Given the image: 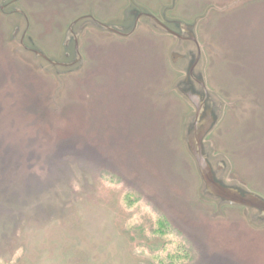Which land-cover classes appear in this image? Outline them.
<instances>
[{
    "label": "rangeland",
    "instance_id": "rangeland-1",
    "mask_svg": "<svg viewBox=\"0 0 264 264\" xmlns=\"http://www.w3.org/2000/svg\"><path fill=\"white\" fill-rule=\"evenodd\" d=\"M129 1L0 3V264H264V225L202 195L185 143L194 108L181 91L196 45L125 14L140 6L194 26L195 75L223 108L209 158L228 161L227 183L264 196V0H176L165 11L171 0ZM90 12L133 31L81 22L82 62L68 75H51L20 45L33 36L73 62L63 39ZM172 52L187 57L172 63Z\"/></svg>",
    "mask_w": 264,
    "mask_h": 264
},
{
    "label": "water",
    "instance_id": "water-1",
    "mask_svg": "<svg viewBox=\"0 0 264 264\" xmlns=\"http://www.w3.org/2000/svg\"><path fill=\"white\" fill-rule=\"evenodd\" d=\"M21 0H0V3H5V5L11 4V2L18 3ZM135 0L129 1V6L135 5ZM13 3V4H14ZM3 6V4H1ZM128 5V3H127ZM128 6V7H129ZM176 6V0H171V3L165 6L163 9L172 8ZM1 7V6H0ZM15 7V6H14ZM21 7V6H20ZM17 6V14L24 19L25 22V33L30 28V20L28 18V13L24 8ZM143 7V6H142ZM140 6L136 9L130 7V11L125 12L130 19L134 17V26L141 17L150 18L156 26V28L164 31L165 34L176 37L179 41L189 40L196 45V52L190 54L189 70L186 76V82L190 83L186 86L181 94L191 103L194 108V114L192 115L191 122L188 124V129L186 128L185 143L187 149L194 159L199 173L203 181V196L209 197L211 199H217L220 206L231 205L235 207L247 208L253 211L252 218L250 220L258 225H264V196L254 191H251L245 185L239 182L227 183L223 177L220 175L223 168L226 167L225 161L227 163V170L229 169V164L227 160H222L221 163L215 165L209 158V153L206 149V138L214 129L218 116L223 109L220 103L214 102L209 91L207 89L206 83L202 78L195 75V70L202 58V49L198 41V37L194 32V26L191 23L183 22L181 20H171L172 24H177L172 26L169 21H165L158 17L152 12H147L146 10H138ZM133 9V10H131ZM5 12V9L2 10ZM10 14V11H7ZM206 15V14H205ZM17 16V17H19ZM202 17V16H201ZM197 18L199 19L201 18ZM84 20L90 21L89 26L102 29L111 34L117 35L119 37H126L132 31L123 30L124 25H117L116 22H103L98 20L92 12L85 15L84 17H79L73 21L67 29L65 35V40L63 39V46L69 47L67 45V40H71L72 46L74 47L75 60H68L67 62L59 61L56 58L48 55L39 45H37L36 40L33 36L30 37V41H25V34H23L20 45L27 51L31 52L35 59H41L43 62L39 63V67L45 71H49L53 76H65L71 72L76 71L74 68L76 64L80 65L82 62V57L80 55V37L86 28V23L81 24ZM196 20L195 23L198 21ZM116 21V20H115ZM80 24V25H79ZM18 33L16 29L14 35ZM29 43V50L26 44ZM66 56L69 57L70 53L66 52ZM186 54H181L178 52H172L170 55L172 63H178L186 59ZM76 63V64H75ZM198 85V88L196 87ZM177 89L180 91V86L177 85ZM219 163V162H218Z\"/></svg>",
    "mask_w": 264,
    "mask_h": 264
}]
</instances>
